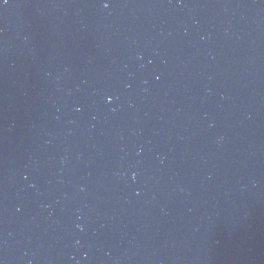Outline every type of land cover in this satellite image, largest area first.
<instances>
[{"label": "water", "instance_id": "water-1", "mask_svg": "<svg viewBox=\"0 0 264 264\" xmlns=\"http://www.w3.org/2000/svg\"><path fill=\"white\" fill-rule=\"evenodd\" d=\"M0 264H264V0H0Z\"/></svg>", "mask_w": 264, "mask_h": 264}, {"label": "clouds", "instance_id": "clouds-1", "mask_svg": "<svg viewBox=\"0 0 264 264\" xmlns=\"http://www.w3.org/2000/svg\"><path fill=\"white\" fill-rule=\"evenodd\" d=\"M105 7H108V5H107V4H105Z\"/></svg>", "mask_w": 264, "mask_h": 264}]
</instances>
